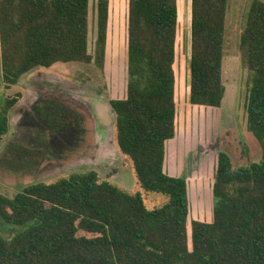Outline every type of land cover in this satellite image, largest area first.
<instances>
[{
    "label": "trees",
    "instance_id": "trees-1",
    "mask_svg": "<svg viewBox=\"0 0 264 264\" xmlns=\"http://www.w3.org/2000/svg\"><path fill=\"white\" fill-rule=\"evenodd\" d=\"M229 0H191L190 103L221 108ZM90 0H0V146L23 98L24 75L58 63L104 67L110 1L97 2L95 53H89ZM178 0H129L128 90L111 101L115 144L134 186L95 171L72 173L0 194V264H264V1L253 0L241 35V62L252 75L248 130L262 158L235 168L224 151L214 174L211 222L188 228V184L165 171L176 135Z\"/></svg>",
    "mask_w": 264,
    "mask_h": 264
},
{
    "label": "rangeland",
    "instance_id": "rangeland-1",
    "mask_svg": "<svg viewBox=\"0 0 264 264\" xmlns=\"http://www.w3.org/2000/svg\"><path fill=\"white\" fill-rule=\"evenodd\" d=\"M253 0H229L224 60L226 95L221 108L190 103L191 0H178L176 47V135L166 144L165 171L188 184V228L213 218L214 174L220 151L235 168L262 158L248 130L246 100L252 75L241 62L240 43ZM264 1V0H261ZM97 2L89 4V53H95ZM129 0H110L104 67L94 61L58 63L22 77L24 95L9 115L10 130L0 146V194L13 198L26 187L72 173L95 171L131 190L132 171L115 144L116 114L111 101L128 90ZM0 74V107L5 96ZM23 228L0 219V231L12 239Z\"/></svg>",
    "mask_w": 264,
    "mask_h": 264
},
{
    "label": "crops",
    "instance_id": "crops-1",
    "mask_svg": "<svg viewBox=\"0 0 264 264\" xmlns=\"http://www.w3.org/2000/svg\"><path fill=\"white\" fill-rule=\"evenodd\" d=\"M110 1V0H109ZM191 10V9H190Z\"/></svg>",
    "mask_w": 264,
    "mask_h": 264
}]
</instances>
